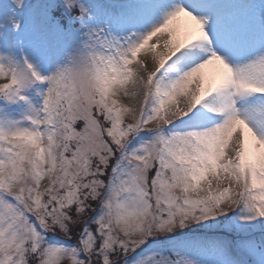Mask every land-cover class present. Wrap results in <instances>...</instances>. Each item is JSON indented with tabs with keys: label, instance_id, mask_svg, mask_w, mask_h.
Returning a JSON list of instances; mask_svg holds the SVG:
<instances>
[{
	"label": "snow or ice",
	"instance_id": "6c2138e0",
	"mask_svg": "<svg viewBox=\"0 0 264 264\" xmlns=\"http://www.w3.org/2000/svg\"><path fill=\"white\" fill-rule=\"evenodd\" d=\"M0 264H264V0H0Z\"/></svg>",
	"mask_w": 264,
	"mask_h": 264
}]
</instances>
